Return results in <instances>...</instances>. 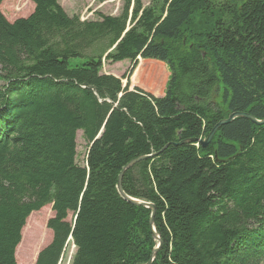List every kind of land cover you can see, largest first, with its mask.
I'll list each match as a JSON object with an SVG mask.
<instances>
[{
    "label": "trees",
    "instance_id": "obj_1",
    "mask_svg": "<svg viewBox=\"0 0 264 264\" xmlns=\"http://www.w3.org/2000/svg\"><path fill=\"white\" fill-rule=\"evenodd\" d=\"M30 2L12 23L0 11V264H17L46 206L52 239L34 264H60L68 244L69 264L148 263L151 211L117 192L140 157L121 188L154 206L151 264H264V125L236 118L206 147L186 143L233 113L264 119V0H123L96 21ZM137 59L166 65L162 96L100 73Z\"/></svg>",
    "mask_w": 264,
    "mask_h": 264
},
{
    "label": "rangeland",
    "instance_id": "obj_2",
    "mask_svg": "<svg viewBox=\"0 0 264 264\" xmlns=\"http://www.w3.org/2000/svg\"><path fill=\"white\" fill-rule=\"evenodd\" d=\"M63 11L69 16H78L81 21H96L98 15L118 17L121 15L123 0H56ZM225 0H215L216 3H224ZM148 2L144 1V6ZM34 5L30 0H2L0 11L4 18L12 23L17 19L28 17L33 11ZM132 4L129 8V13ZM195 23L199 26V19ZM128 29V28H127ZM138 63L131 72L130 62L123 61L112 64L102 61L101 74L112 75L122 79V84L127 83L129 89L138 88L154 97L163 95L169 79V71L165 64L153 60L137 59ZM137 71V72H136ZM136 72V75H135ZM128 78L126 80V78ZM139 78V79H138ZM86 152V143L82 132L76 134V162L82 165ZM53 216L51 206L43 207L38 212L30 214L21 231V241L17 248V264H34L39 252L49 245L52 239L51 231L47 230V221ZM35 231V232H34ZM37 237L33 239L34 235ZM21 244V245H20ZM75 249L68 244L62 262L69 264ZM26 257V258H24Z\"/></svg>",
    "mask_w": 264,
    "mask_h": 264
},
{
    "label": "water",
    "instance_id": "obj_3",
    "mask_svg": "<svg viewBox=\"0 0 264 264\" xmlns=\"http://www.w3.org/2000/svg\"><path fill=\"white\" fill-rule=\"evenodd\" d=\"M236 118H242V119H246L248 120L250 123H252L253 125H255L256 127L259 126H263L264 125V119L262 120H256L253 117H251L250 115L247 114H243V113H233L231 114L227 119L220 121L217 125H215V127L210 131V133L208 134L207 138L205 140H190V141H186V143H199V145H201L202 147H206L211 139L213 138V136L215 135V133L217 132V130L224 125H227L229 123H231L234 119ZM146 158L149 157H140L138 159H135L133 161H131L128 165H126V167H124L122 169V171L120 172L119 176H118V181H117V192L120 195V197L126 201L127 203L137 206V207H143L146 209H149L151 211V216H150V220H149V225H150V231L152 234V237L154 238V240L157 242L156 247L153 249L152 254H151V258L150 261L146 264H151V262L153 261L157 251L159 250L160 246H161V240L158 236V234L156 233L154 226H153V218H154V206L150 203L147 202H143V201H139L136 199H132L128 196H126L121 188V180L123 175L132 167H134L138 162L145 160Z\"/></svg>",
    "mask_w": 264,
    "mask_h": 264
},
{
    "label": "bare ground",
    "instance_id": "obj_4",
    "mask_svg": "<svg viewBox=\"0 0 264 264\" xmlns=\"http://www.w3.org/2000/svg\"><path fill=\"white\" fill-rule=\"evenodd\" d=\"M137 72V71H136ZM136 72H135V75H136ZM139 79V78H138Z\"/></svg>",
    "mask_w": 264,
    "mask_h": 264
}]
</instances>
